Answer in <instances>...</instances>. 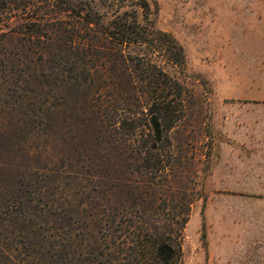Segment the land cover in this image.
Segmentation results:
<instances>
[{
    "label": "rangeland",
    "instance_id": "374dc122",
    "mask_svg": "<svg viewBox=\"0 0 264 264\" xmlns=\"http://www.w3.org/2000/svg\"><path fill=\"white\" fill-rule=\"evenodd\" d=\"M154 1V27L186 56L184 69L164 65L185 98L165 169L149 167L139 145L134 167L113 157L112 122L105 116L102 134L92 127L61 55L35 71L22 58L19 69L0 62V264H108L130 223L168 221L187 204L184 264H264V0ZM95 137L110 147L105 159Z\"/></svg>",
    "mask_w": 264,
    "mask_h": 264
},
{
    "label": "trees",
    "instance_id": "16d2710c",
    "mask_svg": "<svg viewBox=\"0 0 264 264\" xmlns=\"http://www.w3.org/2000/svg\"><path fill=\"white\" fill-rule=\"evenodd\" d=\"M151 13L149 0H0V62L4 70L19 69L22 58L35 71L39 64L51 68L61 55L76 71L71 82L84 92L80 102L88 105L92 127L102 134L105 116L112 122L113 157L122 158L125 167H134L139 145L149 167L165 169L172 163L164 159L173 153L170 132L183 118L185 98L182 83L164 65L184 69L186 56L174 36L154 27ZM3 43L16 47L8 49ZM132 48L144 52L131 58ZM146 53L150 55H142ZM103 64H109L111 73L102 71ZM111 99L129 107L128 113L110 110L115 106ZM144 126L148 133L142 137L139 130L144 131ZM121 127L128 130L126 135L120 134ZM93 142L99 160L105 159L107 142L99 137ZM121 144L126 148L123 157ZM80 154L72 153V159ZM99 213L102 228L109 220ZM188 218L187 204L168 221L130 223L123 235L119 233L123 241L114 242L108 251L112 260L108 264H184L181 238Z\"/></svg>",
    "mask_w": 264,
    "mask_h": 264
},
{
    "label": "crops",
    "instance_id": "0c3cea01",
    "mask_svg": "<svg viewBox=\"0 0 264 264\" xmlns=\"http://www.w3.org/2000/svg\"><path fill=\"white\" fill-rule=\"evenodd\" d=\"M258 155H263L262 153H258Z\"/></svg>",
    "mask_w": 264,
    "mask_h": 264
}]
</instances>
